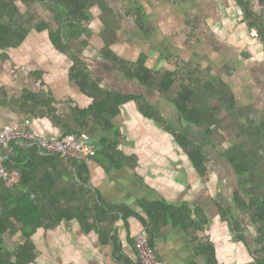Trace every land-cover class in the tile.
Instances as JSON below:
<instances>
[{
	"label": "crops",
	"instance_id": "crops-1",
	"mask_svg": "<svg viewBox=\"0 0 264 264\" xmlns=\"http://www.w3.org/2000/svg\"><path fill=\"white\" fill-rule=\"evenodd\" d=\"M15 6L22 39L0 48V129L6 123L24 127L28 121L43 138L58 139L71 131L96 151L85 164L88 173L82 182L68 160L31 153L22 143L2 151L9 163L20 154L27 156L29 172H35L32 198L54 214L30 238L37 250L30 264H121L114 259L115 247L129 264H139L136 236L148 233L142 204L155 202L188 205L206 217L203 235L214 244L219 264L254 262L264 234L240 202L264 201V43L249 28L236 0H88L86 20L79 26L84 31L76 30L77 36L76 23L59 4L25 0ZM58 31L55 45L52 36ZM177 64L201 75L192 98L200 126L182 119L173 102L176 91L165 97L127 76L140 70L159 76L174 73ZM81 69L88 74L84 92L74 78ZM104 93L142 97L191 136L206 156L207 179L175 137L147 117L136 100L119 105L109 128L84 117ZM26 97L35 100L26 102ZM113 143L123 159L120 166L111 165L105 154ZM226 153L244 167L243 174ZM15 170L20 173L10 171ZM20 180L21 173L15 183ZM69 184L85 190L74 187L71 193L80 196L66 202L65 197L72 196L64 192ZM3 187L0 207L17 192ZM98 196L125 212L102 216L86 210L82 216L59 218L61 212L73 213ZM26 241L22 231L6 236L8 245ZM154 249L164 264H205L192 236L172 222L160 226Z\"/></svg>",
	"mask_w": 264,
	"mask_h": 264
},
{
	"label": "trees",
	"instance_id": "trees-1",
	"mask_svg": "<svg viewBox=\"0 0 264 264\" xmlns=\"http://www.w3.org/2000/svg\"><path fill=\"white\" fill-rule=\"evenodd\" d=\"M16 1L25 0H0V48L7 46L12 39L20 41L22 37L19 32L22 31L21 24L15 21L14 16L17 15L18 10L15 6ZM32 1H46L59 4L63 7L65 12H68L76 23L74 29V36H77L76 30H83L80 28L82 22L86 20L85 10L87 8L88 0H32ZM239 7L242 9L244 17L248 22L250 29H254L258 32L260 39L264 43V0H236ZM16 33V34H15ZM16 35V37H13ZM59 31L52 36V40L57 45L60 40ZM178 70L174 73H167L161 76L154 75L151 72L140 70L136 74L128 75L132 79L139 81L143 86L148 89H155L161 95L169 97L176 91L173 102L177 106L179 113L183 120L192 126H200L202 119L199 115L198 110L194 107L192 98L199 88L201 81V75L191 67H185L182 64H177ZM75 82L79 88L84 92L88 83V74L86 71L81 69L79 72L74 73ZM136 100L140 105L143 113L150 118H154L163 127L164 130L171 133L182 148L188 153L192 162L200 172V174L207 179V167H206V156L204 155L201 146L189 135L179 131L173 124L161 117L152 107H149L144 99L141 97H121L117 94L104 93L97 102H95L89 109L82 113L84 117L90 116L91 120L96 124L109 128L113 126L115 118L119 115V105L129 101ZM35 100L34 98L26 97L25 101ZM52 121L55 124H60V119L49 111ZM65 134H73L71 131H66ZM21 144L13 143L12 145ZM23 144V143H22ZM25 145V144H23ZM30 147V152H40L36 147ZM34 148V149H33ZM116 143L106 146L105 154L108 161L113 166H120V161H123L120 153L116 151ZM42 152V151H41ZM109 152V153H108ZM48 156L55 158L68 160L72 165H76L77 176L80 182L84 181L83 178L87 176L86 162L83 160L72 159L64 157L60 154L45 153ZM226 158L236 168L238 174H243L244 167L239 161L230 153H226ZM27 156L20 154L15 159V162L9 163L4 161L6 168L10 171L12 169H18L21 173L20 184L12 183L5 185L2 189L4 191L16 190L12 198L6 199L0 207V264H30L37 258V250L30 238L33 233L36 232L37 228L41 226L44 221L54 216L51 211V207L41 203L38 198H32V192L35 193L34 187L30 184L32 179L31 174L35 172H29ZM11 162V161H10ZM85 174V175H84ZM77 189L75 190L74 189ZM72 186L71 184L66 186L67 193L79 191V187L85 190L84 186ZM27 188V189H26ZM88 192V189H87ZM11 193V192H10ZM72 196H66V200L72 199L76 196H80L79 193H71ZM143 208L148 216V220H144L147 226L149 239L151 245L154 247V237L158 232L161 225L172 222L180 225L185 229L193 239L196 245L198 254L204 259L205 264H219L216 249L214 244L203 235L205 227L208 223L207 218L201 216L198 212L192 211L188 205L182 206H170L163 202L155 203H143ZM58 209L62 208L60 204L57 205ZM240 206L244 211L251 215L254 223L258 226L260 233L264 234V201L259 199H251L240 202ZM96 212L102 216H115L123 214L125 209L123 207H113L106 204L100 196L91 203L86 202L82 209H77L75 212L72 210H66L61 212L62 215L59 217L72 218L75 216H82L85 211ZM57 217V215L55 216ZM58 218V219H59ZM20 225V227H19ZM234 228L238 233V237L244 240L242 235L243 230L241 229L240 223L235 221ZM18 231H22L23 236L27 239L23 244L15 245L13 248H9L6 242V236L13 237ZM108 232L107 235H109ZM104 232L101 231L100 236L102 242L105 240ZM264 236V235H262ZM114 259L121 264H129L121 256L117 255V249H114ZM139 264H142L141 261ZM249 264H264V245L256 253L254 262Z\"/></svg>",
	"mask_w": 264,
	"mask_h": 264
},
{
	"label": "built area",
	"instance_id": "built-area-1",
	"mask_svg": "<svg viewBox=\"0 0 264 264\" xmlns=\"http://www.w3.org/2000/svg\"><path fill=\"white\" fill-rule=\"evenodd\" d=\"M253 34L256 32L254 31ZM25 125L21 127L6 123L0 129V185L15 183L20 177L18 171H9L6 168L2 155V151L9 149L13 143H23L45 153L60 154L83 161H88L95 156V148L88 144L85 137L66 134L58 139H47L41 137L28 121L25 122ZM136 248L142 264H164L157 256L146 231L136 236Z\"/></svg>",
	"mask_w": 264,
	"mask_h": 264
},
{
	"label": "rangeland",
	"instance_id": "rangeland-1",
	"mask_svg": "<svg viewBox=\"0 0 264 264\" xmlns=\"http://www.w3.org/2000/svg\"><path fill=\"white\" fill-rule=\"evenodd\" d=\"M7 241L10 242V243H12V240H7ZM9 246H10L9 248H11L12 246H14V244H11Z\"/></svg>",
	"mask_w": 264,
	"mask_h": 264
}]
</instances>
